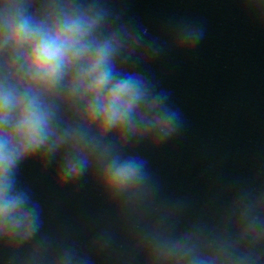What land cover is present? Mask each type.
Returning <instances> with one entry per match:
<instances>
[{
	"label": "clouds",
	"instance_id": "1",
	"mask_svg": "<svg viewBox=\"0 0 264 264\" xmlns=\"http://www.w3.org/2000/svg\"><path fill=\"white\" fill-rule=\"evenodd\" d=\"M238 3L264 27V0ZM204 37L188 20L152 34L113 0H0V264H264V179L235 180L212 194L211 215L192 212L137 151L186 126L152 65ZM29 164L52 170L53 193L93 192L85 240L46 227L19 180Z\"/></svg>",
	"mask_w": 264,
	"mask_h": 264
},
{
	"label": "water",
	"instance_id": "2",
	"mask_svg": "<svg viewBox=\"0 0 264 264\" xmlns=\"http://www.w3.org/2000/svg\"><path fill=\"white\" fill-rule=\"evenodd\" d=\"M126 20L158 34L179 20L202 23L205 37L192 51L161 59L151 73L171 91L186 121L182 134L155 151L138 149L162 184L164 197H188L192 212L211 215L212 194L233 181L264 179V27L241 12L238 0H113ZM52 170H20L45 210L51 231L68 228L83 241L98 219L88 186L53 193ZM207 206V207H206Z\"/></svg>",
	"mask_w": 264,
	"mask_h": 264
}]
</instances>
